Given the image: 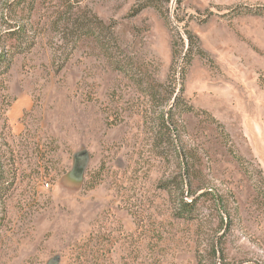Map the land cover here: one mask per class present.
<instances>
[{
  "label": "rangeland",
  "instance_id": "1",
  "mask_svg": "<svg viewBox=\"0 0 264 264\" xmlns=\"http://www.w3.org/2000/svg\"><path fill=\"white\" fill-rule=\"evenodd\" d=\"M258 7L0 0V264H264Z\"/></svg>",
  "mask_w": 264,
  "mask_h": 264
},
{
  "label": "trees",
  "instance_id": "2",
  "mask_svg": "<svg viewBox=\"0 0 264 264\" xmlns=\"http://www.w3.org/2000/svg\"><path fill=\"white\" fill-rule=\"evenodd\" d=\"M249 11L253 14L264 15V8H262V7H258L257 9L249 10ZM187 33H188L189 41L192 44V40L195 38V36L191 32H187ZM197 43H198V41H197ZM192 49H193V46L191 45V48H189L184 53L180 62L178 63L175 61L172 64V68L174 69L175 74L178 75L181 85L179 88V92L176 94V96L174 98V105H172L167 111H163L161 113L162 114L161 115L162 121L168 129H170L169 124L172 123L174 120L175 108H177L179 106L180 102L185 101L183 98V95L185 92V79H186V75H187L188 66L190 65L192 58H193ZM198 54H202V50L200 48H198ZM175 56H177V55H175ZM12 59H13V55H10V57H9L4 52L0 53V69H2V72H0V73L7 72L10 69V67L12 65ZM111 62L114 63L113 61H111ZM185 107L188 111L192 110V107L190 105H188L187 102L185 104ZM185 173H188V172H185ZM183 185H184V182H182V187H183ZM176 209H177L176 215L178 217H180V218H191L192 217V211H193L194 207H193L191 202H188L184 199H181L176 204Z\"/></svg>",
  "mask_w": 264,
  "mask_h": 264
},
{
  "label": "built area",
  "instance_id": "3",
  "mask_svg": "<svg viewBox=\"0 0 264 264\" xmlns=\"http://www.w3.org/2000/svg\"><path fill=\"white\" fill-rule=\"evenodd\" d=\"M47 185H49V184L47 183Z\"/></svg>",
  "mask_w": 264,
  "mask_h": 264
}]
</instances>
